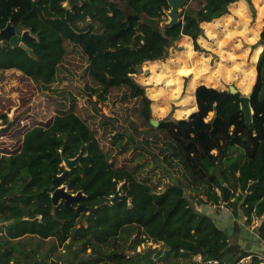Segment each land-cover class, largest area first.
Listing matches in <instances>:
<instances>
[{
	"label": "trees",
	"instance_id": "1",
	"mask_svg": "<svg viewBox=\"0 0 264 264\" xmlns=\"http://www.w3.org/2000/svg\"><path fill=\"white\" fill-rule=\"evenodd\" d=\"M234 1L187 0L176 23L161 25L166 0H78L72 8L66 0H0V27L9 22L36 37L23 39L29 51L0 43V71H20L15 85L33 109L8 129L6 148L15 153L0 154V264H180L171 258L181 255L182 264H242L246 256L247 264H261L230 237L238 235L240 224L257 219L254 230L264 243V17L250 123L239 91L199 84L194 111L153 126L150 98L134 77L145 61L164 58L181 36L199 49L201 22L226 13ZM72 52L83 66L82 94L102 103L119 101L114 117L97 118L79 107L80 91L60 86L72 77L65 64ZM34 113H49L51 122L32 126ZM119 113L122 129L114 124ZM83 143L88 146L79 164L66 170L63 159L75 157ZM64 171L59 183L82 195L69 207L51 199L53 175ZM220 180L231 189L225 203L233 216L230 234L192 203L203 194L205 203L222 204ZM116 191L127 197L111 202ZM79 203L92 209L78 212ZM25 235L54 238L65 245L64 255L47 262V253H24L15 241Z\"/></svg>",
	"mask_w": 264,
	"mask_h": 264
},
{
	"label": "rangeland",
	"instance_id": "2",
	"mask_svg": "<svg viewBox=\"0 0 264 264\" xmlns=\"http://www.w3.org/2000/svg\"><path fill=\"white\" fill-rule=\"evenodd\" d=\"M263 17L264 0H251L250 4L243 0L234 1L228 5L226 13L209 22H201L203 35H200L196 40L199 49L194 48L190 37L181 36L168 49L164 58L155 62L145 61L134 77L145 87V93L150 98L151 117L157 121L164 118H186L196 109L194 89L199 84L217 89H228L229 85H234L241 94L250 92L256 76V63L262 50L258 41ZM166 18H168L167 14L163 16V19ZM160 24L162 25V21ZM82 25L84 23H80V26ZM79 57L78 52L71 53L68 58L70 61L65 64L69 69H73L72 77L69 80H63L60 86H64L66 90L80 91V94L76 95L79 107H87L97 118L114 117L116 115L114 111H117L121 106L119 101L109 100L102 103L96 101L95 97L88 98L82 94L84 80L80 78L79 74L83 66L78 67ZM19 72L15 69L0 71V147H5L4 149L0 148V154L15 153L12 152L15 150L6 148L12 136L10 130L13 126H17L20 117L28 112H33L27 103V93L15 85V80L20 77ZM30 81L32 82L31 78ZM32 84L34 85L33 82ZM35 91L38 94L36 88ZM39 96L47 103L48 110L52 112L53 116L54 112L50 104L43 96ZM15 106L18 109L22 108L19 113L13 111ZM211 114L209 113V116ZM34 115L36 119L31 124L32 126L48 125L52 119V117L49 118V113L42 118L37 113ZM117 116L114 124L122 129L124 123L121 113ZM15 118L16 122L11 129L3 131L2 127ZM128 128L130 130V127ZM152 151L157 152V149ZM162 163L165 165L164 162ZM156 172H159V169H156ZM171 175L174 179H178L180 173L172 172ZM153 177L156 179L155 176ZM180 177L182 178V176ZM165 180H168L166 176ZM188 189L185 187L187 195L190 194ZM204 199L205 195L202 194L200 197L192 198V203L197 209L212 214L218 226L224 227L230 234L233 222L230 209L223 201L222 204L216 205L207 204ZM258 221L254 219L249 225L240 224L242 226L238 235H234L230 239L242 247L247 246L264 262V243H260L254 230ZM15 242L24 253L34 249L37 258L47 253L48 257H45L47 262L63 256L66 250L65 245L59 244L51 237L41 240L35 236L25 235ZM149 243L151 242L141 244L137 250L144 248ZM152 246H158L161 251H164L161 244L152 243ZM16 259L19 260V258ZM171 259L180 264L186 261L182 255L177 258L172 256ZM193 259L199 261L200 256H194ZM250 260L251 257L246 256L240 262L247 264ZM158 263L161 264L163 261L158 260Z\"/></svg>",
	"mask_w": 264,
	"mask_h": 264
},
{
	"label": "water",
	"instance_id": "3",
	"mask_svg": "<svg viewBox=\"0 0 264 264\" xmlns=\"http://www.w3.org/2000/svg\"><path fill=\"white\" fill-rule=\"evenodd\" d=\"M166 1L169 5V9L166 11L168 18L167 20L162 21V25H172L178 21V15L181 10V7L186 3L187 0H166ZM77 3H78V0H66V7L70 8L76 5ZM20 38L30 40V41L36 40V37L33 36L28 29H20L18 26L11 25L9 22H7L4 26L0 27V43L2 44L9 43L13 46L19 45L23 47L24 49H26L27 51H29L30 50L29 47L26 46L24 42L20 40ZM228 90L231 93H236L238 91V89L234 85H229ZM250 93L251 91L248 92L247 94H241V93L239 94L240 109L243 112L244 121L246 123H250L252 119V109H251L250 102H249ZM99 112L102 114L100 110ZM15 122H16V118L15 120H11L5 126H3L2 130L3 131L8 130L10 126L15 124ZM150 122L153 126L158 125V121L154 120L153 118H150ZM87 146L88 145L86 143H83L80 147L78 154L75 157L73 158L65 157L63 159V165L66 170L71 169L79 164L81 157L86 152ZM64 173L65 171L61 174L53 175L52 184L56 186V188L51 194V199L54 203H57L59 199H62L63 204L69 207L72 201L80 199L82 195L80 192L72 193L68 191L65 185L59 183ZM220 183L222 184L223 203H227V201L230 198L231 189L225 184H223L222 180H220ZM254 185H255V182L251 183L247 187V190L248 191L253 190ZM126 197L127 196L125 194H120L118 191H116L114 195L110 197V201L114 202V201H117V200H120ZM75 209L78 212L79 211L89 212L92 209V207H88L82 203H79L75 207ZM206 264H210V263H206ZM261 264H264V262H262Z\"/></svg>",
	"mask_w": 264,
	"mask_h": 264
},
{
	"label": "flooded vegetation",
	"instance_id": "4",
	"mask_svg": "<svg viewBox=\"0 0 264 264\" xmlns=\"http://www.w3.org/2000/svg\"><path fill=\"white\" fill-rule=\"evenodd\" d=\"M78 3H79V2H78ZM78 3H77V4H78ZM77 4H76V5H77ZM74 6H75V5H74ZM72 7H73V6H72ZM72 7H70V8H72ZM20 40H21V41H23V39H22V38H20Z\"/></svg>",
	"mask_w": 264,
	"mask_h": 264
},
{
	"label": "crops",
	"instance_id": "5",
	"mask_svg": "<svg viewBox=\"0 0 264 264\" xmlns=\"http://www.w3.org/2000/svg\"><path fill=\"white\" fill-rule=\"evenodd\" d=\"M261 243H263V242H261Z\"/></svg>",
	"mask_w": 264,
	"mask_h": 264
}]
</instances>
